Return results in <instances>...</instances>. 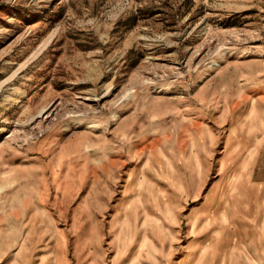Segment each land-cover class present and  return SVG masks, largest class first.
Listing matches in <instances>:
<instances>
[{"label":"rangeland","instance_id":"1","mask_svg":"<svg viewBox=\"0 0 264 264\" xmlns=\"http://www.w3.org/2000/svg\"><path fill=\"white\" fill-rule=\"evenodd\" d=\"M0 264H264V0H0Z\"/></svg>","mask_w":264,"mask_h":264},{"label":"bare ground","instance_id":"2","mask_svg":"<svg viewBox=\"0 0 264 264\" xmlns=\"http://www.w3.org/2000/svg\"><path fill=\"white\" fill-rule=\"evenodd\" d=\"M1 191V190H0Z\"/></svg>","mask_w":264,"mask_h":264}]
</instances>
